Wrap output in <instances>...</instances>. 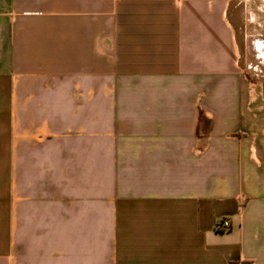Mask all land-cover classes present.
Segmentation results:
<instances>
[{
	"label": "crops",
	"instance_id": "obj_1",
	"mask_svg": "<svg viewBox=\"0 0 264 264\" xmlns=\"http://www.w3.org/2000/svg\"><path fill=\"white\" fill-rule=\"evenodd\" d=\"M0 264H264V0H0Z\"/></svg>",
	"mask_w": 264,
	"mask_h": 264
},
{
	"label": "built area",
	"instance_id": "obj_2",
	"mask_svg": "<svg viewBox=\"0 0 264 264\" xmlns=\"http://www.w3.org/2000/svg\"><path fill=\"white\" fill-rule=\"evenodd\" d=\"M231 224L228 220H221L215 225V229L220 232L228 231Z\"/></svg>",
	"mask_w": 264,
	"mask_h": 264
}]
</instances>
